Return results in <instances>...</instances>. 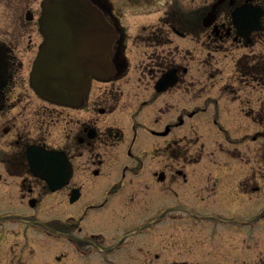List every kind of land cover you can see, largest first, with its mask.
Returning <instances> with one entry per match:
<instances>
[{
    "label": "rangeland",
    "instance_id": "374dc122",
    "mask_svg": "<svg viewBox=\"0 0 264 264\" xmlns=\"http://www.w3.org/2000/svg\"><path fill=\"white\" fill-rule=\"evenodd\" d=\"M184 1L187 9L192 7L194 2ZM197 2L203 4L209 3V0ZM111 3L115 8L121 6L119 8L124 14L120 15L119 24L126 30L130 26L133 31L146 34L156 25L146 17L150 10L136 11L130 0H111ZM159 10L156 15L162 14V8ZM150 18L154 20L156 17L152 15ZM205 35L206 33L196 37L185 36V40H179L174 34H168L171 42L169 47L164 46L166 53L170 50L172 65L182 63L187 66V72L180 83L169 91V96L165 97H152V80L148 81L140 74L141 68L138 64L140 61H146V56H150L161 46L146 48L140 41L134 42L132 37L126 49L130 65L127 74L108 83L93 80L88 101L82 110L75 111L79 115L89 113L98 124L110 125L114 131L123 133L121 139L114 141L113 147L99 149L104 161V176L101 177L104 183L118 179L121 173L119 166L124 161L128 162L132 169L126 171L121 191L113 198L107 212L103 208L98 216L90 213V219L79 222L83 230H75L79 237L90 238L97 230L90 228L91 225L88 224L97 221V217L105 211L100 217L101 222L92 226L104 230L102 237L108 245L107 248L123 241L132 244L130 248L112 249L108 253L119 264H250L252 261V264H264V216H258L264 210V160L258 154L256 158L253 156L254 150H259L258 145L264 143V85L246 82V75L236 72L234 65L235 58L242 53H249L250 57L263 54L264 44L256 39L249 47L239 49L232 48V42L225 40V45L221 46L223 50L220 51V48L214 52L206 49L210 42L207 43ZM136 78H139V91H144L140 98H136L138 91L133 83ZM119 93L123 96L114 110L103 115L98 113L96 107L99 101L96 99L105 94ZM196 94L198 96H195ZM180 95L184 97L180 98ZM218 95L221 97H217ZM142 98H148V101L138 112V117L137 114L131 115L137 107L136 100L140 101ZM234 100L239 105L241 100L245 102L246 108L242 111L246 116L239 113L237 105L231 102ZM191 105L201 110L193 116H184V123L172 128L169 136L180 137L171 139L170 148L165 149L166 139L152 137L147 128L162 127L169 114L168 122L177 121L183 111H191ZM137 121L140 123V126H137L138 132H141L143 137L136 140L132 155L128 157L125 149L131 141L133 122ZM172 124L170 123V127ZM193 129L197 131L189 133ZM225 139H230V147L227 142V146L221 144ZM247 140H250L248 144L245 143ZM219 144L222 146L218 147ZM261 152H264V147ZM140 156L143 158V165L139 167L144 173L134 171L138 168ZM233 159L250 164V171L246 172L250 177H242L243 173ZM75 166L71 185L84 184L82 194L86 196H82L71 208L67 205L68 189L49 194L43 183L37 179L24 182L25 187L31 186L34 189V193L29 195L36 198L34 207L28 205L26 198L22 201L19 195L18 198L14 195L15 186L9 187L11 194H8V189L0 190V211L11 210L10 213L0 215V264H18V256L33 252L34 249L35 259L40 262H35L33 257V264H106L99 260V253L95 251L91 253L89 262L72 256L73 253L64 241L65 235L59 236L58 239L61 240L50 241V238L56 237L57 231H53L52 227L57 223H63L60 226L64 232L67 222L79 221L76 218H66L69 210H72L73 214L82 215L90 200L100 194L90 187L92 182L89 175L82 172L81 158L75 159ZM160 169H165L167 175L163 182L157 183L153 171L157 173ZM176 170L181 171L184 178L177 175ZM216 172L221 173V177H217ZM255 174L257 176H254ZM215 178L218 182L214 185L217 181ZM184 179H189V183H183ZM241 180L250 181L247 185L244 184L249 187L247 191L238 189ZM205 181L206 186L203 185ZM100 183L102 182L99 181ZM177 183H180V186L176 188L174 184ZM0 185L4 189L7 188L3 183ZM168 187L170 188L167 190ZM204 188L209 193L203 192ZM162 189L167 192L162 193ZM104 198L105 194L102 193L99 201ZM174 206L185 207L190 211L172 208L165 214L173 217L169 218V222H163L154 228V234L130 236L129 231L136 227L141 217L153 213V210ZM58 214H61L62 220H49ZM178 214L186 215L181 220L171 221ZM119 234L123 235L122 240L117 239ZM23 238L26 241L19 240L16 246L14 239ZM24 243L28 244V248H23ZM30 248L32 250H29ZM60 252H65V257L59 262L49 263L50 260L53 261L54 254ZM153 252L160 253V257L149 259ZM174 257L186 261L175 262ZM259 258L261 259L257 261Z\"/></svg>",
    "mask_w": 264,
    "mask_h": 264
},
{
    "label": "flooded vegetation",
    "instance_id": "af4514ba",
    "mask_svg": "<svg viewBox=\"0 0 264 264\" xmlns=\"http://www.w3.org/2000/svg\"><path fill=\"white\" fill-rule=\"evenodd\" d=\"M43 1L0 0V46L5 49L9 73L8 83L2 88L4 103L0 109V183L6 185V190H9L8 194L12 192L9 187L15 186V190L13 191L14 195L17 198L19 195L22 199H28L29 195L34 193L33 187L24 186L25 181H29L28 179L42 181L32 176L28 171V146L35 145L46 149L62 150L66 154L73 168V173L67 186L72 183L74 177V170L76 168L75 159L81 158L82 172L87 173L90 182L95 185L96 178L104 176L102 170L104 161L99 149L113 147L114 141L121 139L123 136L122 131H114L110 125L102 126L98 124L89 113L76 114L75 111L81 108L74 109L48 102L39 97L31 89L29 85V72L36 51L42 42L39 20ZM135 1L148 3V1L152 0ZM106 2L107 0H99V4L103 8L102 11L108 20L117 23L121 11L119 9H113L112 5L110 6L111 3L109 7H106ZM242 3L259 7L262 12L260 20L264 28V0H222L220 4L230 5ZM215 22L218 29L216 31L211 29L208 32V36L212 37V39L219 41H228V39L241 41L240 37L234 35V29L228 27L231 24L227 18L218 14ZM257 35L262 38L261 32H257ZM122 41L120 42V46L117 47V53H122L124 37ZM138 41L146 48H158L161 46L160 49L154 50L150 56L147 55L146 61H140L138 63L141 68L140 74L147 78L148 81H151L163 68L170 67L171 52L169 50L166 53L164 46L169 47L171 39L168 36V31L150 30L146 34L139 33L135 35L134 42ZM181 64L176 65V67L178 69L184 68L181 67ZM138 81L139 78L133 80L135 88L138 94H144V91H139ZM252 81L253 78L248 75L247 82L251 83ZM259 84L264 85V82L259 80ZM163 93L153 92L152 94L157 96L163 95ZM88 96L86 102L88 101ZM121 96H123L121 93L117 95L105 94L103 97L96 99V101H99V104L97 107L96 105L94 106L98 109V113L103 115L118 106L117 103L120 101ZM144 102V99H142L140 103ZM137 126H140L138 121L135 122L134 128ZM149 130L155 133L154 130L150 128ZM165 146H169V141L166 142ZM127 152L129 154V148ZM126 170L128 168L126 169L125 166L123 171L125 172ZM162 171L165 176V169H162ZM154 173L155 171H153V175H155ZM176 173H180L179 170H176ZM82 176H84L83 173ZM83 185H71L68 190L78 188L81 191ZM75 228H78L79 232L82 230L78 224L73 222L72 228H69L70 234L72 233L74 235ZM75 238L80 245H103L104 243L102 238L89 240L87 238L75 237L74 235L73 239L75 240ZM19 240L25 241L24 238L14 239L16 246L19 244ZM22 245L24 249L28 248L27 243ZM29 250L32 249L30 248ZM19 251L22 252L21 250ZM35 251L34 249L33 252L23 253V255L18 256V264H33L31 262L33 257L35 262H40L35 259ZM63 256V253H57L54 254L53 258L61 260Z\"/></svg>",
    "mask_w": 264,
    "mask_h": 264
},
{
    "label": "water",
    "instance_id": "95a60500",
    "mask_svg": "<svg viewBox=\"0 0 264 264\" xmlns=\"http://www.w3.org/2000/svg\"><path fill=\"white\" fill-rule=\"evenodd\" d=\"M42 25L47 38L34 65L32 84L44 97L75 104L87 89L90 73L100 77L108 75L105 57L116 37L115 30L87 0L49 1L44 5ZM88 39L101 53L79 58V50ZM73 61L87 64L76 72ZM55 158L57 155L43 152L31 162L32 169L52 188L61 186L67 179L65 162Z\"/></svg>",
    "mask_w": 264,
    "mask_h": 264
},
{
    "label": "bare ground",
    "instance_id": "6f19581e",
    "mask_svg": "<svg viewBox=\"0 0 264 264\" xmlns=\"http://www.w3.org/2000/svg\"><path fill=\"white\" fill-rule=\"evenodd\" d=\"M79 62H80V64L76 63L75 61L72 62V65H74L73 67L76 70V72H77V70H80V69L84 68L86 66V64H87L84 61H83V63H82V61H79Z\"/></svg>",
    "mask_w": 264,
    "mask_h": 264
}]
</instances>
